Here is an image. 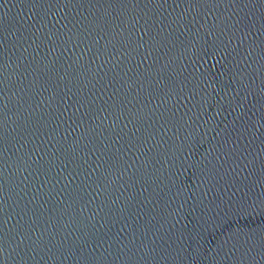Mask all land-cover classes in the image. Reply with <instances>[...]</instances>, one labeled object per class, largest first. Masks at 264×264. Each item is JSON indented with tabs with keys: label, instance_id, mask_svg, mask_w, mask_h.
<instances>
[{
	"label": "water",
	"instance_id": "95a60500",
	"mask_svg": "<svg viewBox=\"0 0 264 264\" xmlns=\"http://www.w3.org/2000/svg\"><path fill=\"white\" fill-rule=\"evenodd\" d=\"M0 264H264V0H0Z\"/></svg>",
	"mask_w": 264,
	"mask_h": 264
}]
</instances>
